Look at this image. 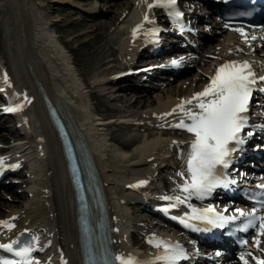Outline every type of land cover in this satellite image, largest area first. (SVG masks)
Listing matches in <instances>:
<instances>
[{"label": "bare ground", "instance_id": "bare-ground-1", "mask_svg": "<svg viewBox=\"0 0 264 264\" xmlns=\"http://www.w3.org/2000/svg\"><path fill=\"white\" fill-rule=\"evenodd\" d=\"M53 1L43 0V8L41 9L39 8L38 0H0V14L2 13L5 19H9L12 30L9 49L14 51V53L11 52L12 56L3 55L0 41V71L4 66L8 70H12L11 74L14 82L19 87H27L32 94L36 95L38 101L39 92L35 77L42 83L46 91L50 88V82L53 81L58 84L62 94L72 103L76 110L83 129L93 139L95 158L104 174V183L112 194L115 212L120 216L121 223H124L129 231L133 224H129L131 218H129L126 210L129 209L133 202L139 206L140 202L145 203L147 201L145 196L151 193L148 192L150 190H146L147 192L145 191V193L129 191L126 186L134 176L141 175L143 178L150 177L151 174L153 176L154 172L149 170L156 163L159 171L160 167L165 166L164 163H167L170 167L172 161L161 158L168 153L164 145L166 141L160 134L156 135V132L153 131L136 132L139 126L135 125L134 122L135 120H142V118H135V116L124 113L123 116L116 119L113 117L112 120L107 121L101 118L100 113H97L98 116H96L90 109L88 97H98L95 94L96 91H92L93 89L90 86L95 85L99 81L98 86L102 87V89L108 86L107 83L111 80L102 79L105 78L104 76L109 73L110 69L103 72L104 75L102 73L97 75L99 72V69H97L92 73L91 77L89 74L87 78L83 79L78 76L82 68L80 69L79 65L73 64V58L59 43L53 31L52 33L50 32V27L58 24V19L50 16ZM6 4L10 5V9H5ZM35 9H41L42 14L40 15L38 10L37 15H35ZM118 23L115 32L119 30L124 32L126 20L121 25L120 21ZM111 24L98 25L96 28L100 30V35ZM78 36L80 35L75 37ZM112 44L113 39L111 37L108 39H104L103 36L96 37L93 41L81 44L79 50H84L88 54L101 52L99 62L101 65H106V56H104L103 50L109 53V49H111L113 53H116L117 49ZM120 45L122 56H126L130 48L134 46L125 43V35L122 37ZM74 48L76 47L73 46L72 49L75 50ZM124 59L118 64L119 67L129 63V60ZM115 61L111 63V73L116 68ZM30 65L33 67L32 72ZM127 67H123L122 70ZM111 95H114V93ZM117 98L125 103L126 106H135L143 103L140 104L141 107H146L147 109L142 112L141 116L164 105L158 97L138 96L133 98L132 94L127 93L122 97H113V99ZM157 98L159 105L148 108L149 101H155ZM30 117L32 124L28 128L27 141L19 149L22 158H28V160L30 159L31 162H34V165L31 166L33 168L31 172L33 182L30 188L33 196L19 206L14 204L19 209H10L8 215H18L20 224L26 218L31 219L40 216L37 219H33L26 228L34 226L41 230L43 236H51L59 244V246H56V257L58 258V251L61 248L60 253L63 254L66 264H79L75 204L73 203L75 197L70 186H68L67 196V171L61 149L57 148L55 137L48 131L50 128L49 119L42 104L41 109L38 105L34 107ZM122 125H127L131 128L128 137L110 132L113 126L122 127ZM130 144H133V147L125 151L123 147H127ZM154 156L155 160L149 162V159ZM115 161L121 170L117 166L114 168L113 163ZM69 200L70 204L68 205ZM0 205L7 204L0 201Z\"/></svg>", "mask_w": 264, "mask_h": 264}, {"label": "rangeland", "instance_id": "rangeland-1", "mask_svg": "<svg viewBox=\"0 0 264 264\" xmlns=\"http://www.w3.org/2000/svg\"><path fill=\"white\" fill-rule=\"evenodd\" d=\"M68 1L69 2H65L62 5V7L64 8V12L60 15V17L62 18V21L59 22V24H58V29L62 32V34L68 33V28L65 25L72 19V13H75V11H76V8L70 7L67 4V3H74L75 4V0H68ZM55 11H57V10H55ZM80 39H82L81 36H78L77 37V41L78 42H74L73 43V45H76V48H74L76 51H79V46H81V44H86L87 43V41H81ZM72 48H73V46H72ZM76 57H77V59H80L81 66L79 65L78 67L80 69L82 68L81 71L84 72V73L90 72L91 66H92V62L96 58L95 55H87L83 50H80L78 52V54H76ZM71 58H73V61H74V57L71 56ZM77 62H78V60H77ZM85 63H86V65H85ZM85 66H86V68H85ZM102 110H103V106H102Z\"/></svg>", "mask_w": 264, "mask_h": 264}]
</instances>
